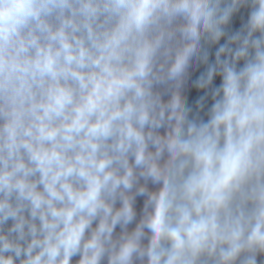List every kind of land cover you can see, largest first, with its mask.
I'll return each instance as SVG.
<instances>
[{
	"label": "clouds",
	"instance_id": "clouds-1",
	"mask_svg": "<svg viewBox=\"0 0 264 264\" xmlns=\"http://www.w3.org/2000/svg\"><path fill=\"white\" fill-rule=\"evenodd\" d=\"M262 256L264 0H0V264Z\"/></svg>",
	"mask_w": 264,
	"mask_h": 264
}]
</instances>
